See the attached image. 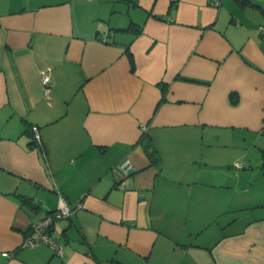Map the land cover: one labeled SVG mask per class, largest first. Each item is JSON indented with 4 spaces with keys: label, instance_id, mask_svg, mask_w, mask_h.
Returning a JSON list of instances; mask_svg holds the SVG:
<instances>
[{
    "label": "crops",
    "instance_id": "1",
    "mask_svg": "<svg viewBox=\"0 0 264 264\" xmlns=\"http://www.w3.org/2000/svg\"><path fill=\"white\" fill-rule=\"evenodd\" d=\"M212 1L0 0V264H264V26Z\"/></svg>",
    "mask_w": 264,
    "mask_h": 264
},
{
    "label": "built area",
    "instance_id": "2",
    "mask_svg": "<svg viewBox=\"0 0 264 264\" xmlns=\"http://www.w3.org/2000/svg\"><path fill=\"white\" fill-rule=\"evenodd\" d=\"M212 2L216 5L218 4V0H213ZM41 83L44 92H47L48 86L50 84V78L44 72H41ZM142 128H145V126H142ZM32 132L36 144L43 151L41 135L38 129L36 127H33ZM241 165L242 164L240 163H236V166L238 167H241ZM114 170L118 172L120 176V180L118 181L117 186L120 188H125L128 183V177L133 171L131 162L127 158H125L115 165ZM79 207H81L80 203H76L72 207L68 206L66 201L60 196L58 209L45 214L40 219L33 221L30 225L29 230L24 236V240L21 246L33 247L41 243L47 244L52 248L55 256L59 258L63 257L65 252V239L62 237L54 236L51 227L54 224V221L71 216L72 213ZM2 254L7 255L8 253L3 252Z\"/></svg>",
    "mask_w": 264,
    "mask_h": 264
},
{
    "label": "rangeland",
    "instance_id": "3",
    "mask_svg": "<svg viewBox=\"0 0 264 264\" xmlns=\"http://www.w3.org/2000/svg\"><path fill=\"white\" fill-rule=\"evenodd\" d=\"M250 2L254 5H248V6L243 5L242 6L235 0H226V3H224L223 6L225 8H227L228 10L229 9L232 10V13L234 14V15H232V17L235 18L237 23H241L243 26H245L247 28L248 27L249 28L254 27L253 30L259 34L258 26L259 25L264 26V0H250ZM116 4H119V2ZM229 17H231V15ZM122 25H125V26L128 25L126 16L123 17V24ZM236 142H239V141L237 140ZM240 146H242V148L244 150L245 149L248 150V154L250 156L260 155V152L255 147L249 146L248 142L246 144L245 142L240 140ZM232 154H234V152H232ZM213 159H218V158L213 157ZM223 161H226V160H223ZM221 163H223V162L221 161ZM236 163L241 164L240 161L235 162V160L232 158V159L228 160L227 163H225V165H226V168L229 171H231V173H233V172H238L239 170H241V167L236 166ZM248 168H249V166L246 167V169H248ZM260 178L258 179V181L260 180L259 181L260 183L264 182V179H262V178L260 179ZM228 181H229V178H228ZM228 185H230V184H228ZM230 189L233 190V187L231 186ZM249 215H251V212H248L246 216H249Z\"/></svg>",
    "mask_w": 264,
    "mask_h": 264
},
{
    "label": "trees",
    "instance_id": "4",
    "mask_svg": "<svg viewBox=\"0 0 264 264\" xmlns=\"http://www.w3.org/2000/svg\"><path fill=\"white\" fill-rule=\"evenodd\" d=\"M235 1H237V2H238L240 5H242V6H243V5H254V4H252V3L250 2V0H235ZM132 29H133V28H132ZM117 30L124 31V30H128V29H117ZM138 30H139V28H138ZM125 51H126V53H127V55H128V58H129L130 70L133 72L134 69H135V64H134V59H133L131 53H130L129 50H128V46H126ZM163 100H164V93L162 94V97H161L160 101H163ZM229 101H230L231 103H233V104L236 103V102H237V95L234 94V93L230 94V95H229ZM30 132H31V135H32L31 128H30ZM143 138H144L143 145H144L145 150L148 152V154L151 156L152 159L159 160V157H158L157 151L155 150V148H154L152 142L150 141V138H148V135H147V136L145 135ZM32 142H33V143L35 142L34 138H33ZM20 199H21V203H22L23 205H25V206H29V207L32 206V203H33V202H32L29 198L21 197ZM51 212H52V211H51ZM48 213H49V212H48ZM30 225H31V224H30ZM29 228H30V226H29ZM29 228H28V230H29ZM28 230H27V231H28ZM27 231H26V233H27ZM26 233H25V235H26ZM20 247H22V246H20ZM109 264H124V263H121V262H119V261H117V260H115V259H111V260L109 261Z\"/></svg>",
    "mask_w": 264,
    "mask_h": 264
}]
</instances>
